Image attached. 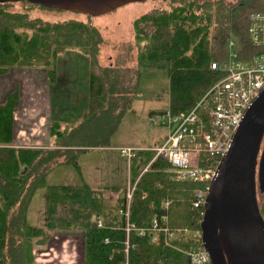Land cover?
<instances>
[{"label": "trees", "instance_id": "obj_1", "mask_svg": "<svg viewBox=\"0 0 264 264\" xmlns=\"http://www.w3.org/2000/svg\"><path fill=\"white\" fill-rule=\"evenodd\" d=\"M179 1L169 10H152L133 20L138 52L131 85L124 83L116 67L97 64L101 37L94 26L77 20L48 22L29 18L26 13L8 10L12 2L0 4V74L13 67H40L53 84L60 55L68 48L80 47L88 55L89 90V108L82 120L65 128L51 123L50 134L58 147L52 149L12 146V114L19 90H11L0 102V264H34V245L44 243L49 230L73 229L83 231L84 264H121L125 233L118 210L125 204V192L111 204L100 188L86 182L48 185L44 226L28 223L27 210L49 171L64 164L76 165L75 159L85 148L108 145L122 111L137 92L142 70H165L170 84L168 106L178 111L189 108L222 76L210 69V62L226 57L230 38L236 42L238 58L243 61L264 52L263 47L252 46L247 32L250 14L264 13V0ZM152 155L148 149L136 153L131 161V182ZM168 166L161 158L151 164L152 169ZM196 186L164 171L144 172L130 199V220L138 226L149 223L163 212L161 201L170 199L169 227L200 229L202 209L194 207L191 198ZM259 209L264 219V199ZM92 214L103 219L104 227L92 225ZM105 238L108 242H104ZM129 239L135 244L128 253L131 264H190L182 252L161 242L151 243L148 236L131 235Z\"/></svg>", "mask_w": 264, "mask_h": 264}, {"label": "built area", "instance_id": "obj_2", "mask_svg": "<svg viewBox=\"0 0 264 264\" xmlns=\"http://www.w3.org/2000/svg\"><path fill=\"white\" fill-rule=\"evenodd\" d=\"M247 32L252 46L264 48V13L250 14ZM227 49L224 59L210 62V69L220 72L222 76L189 108L174 111L167 106L154 113L153 124L167 127V133L161 142L148 148L153 155L134 182L130 180L131 161L139 150L145 149L128 145L115 148L129 168L125 204L118 210L125 233L121 264H131L128 253L135 247L130 242L131 235L148 236L151 243L161 242L177 249L190 264H213L204 248L199 229L169 227L167 211L170 199L161 201L163 212L147 224L136 225L130 220L129 213L130 199L139 177L144 172L159 170L169 173L176 180L198 184L193 188L191 198L194 207L201 208L200 215H203L208 184L216 175L220 159L226 153L246 110L264 89V52L243 61L238 58L236 42L232 38L227 41ZM157 158L165 160L169 166L152 169L151 164ZM91 222L94 227H104L103 219L96 214H92ZM104 242H108V239L105 238Z\"/></svg>", "mask_w": 264, "mask_h": 264}, {"label": "rangeland", "instance_id": "obj_3", "mask_svg": "<svg viewBox=\"0 0 264 264\" xmlns=\"http://www.w3.org/2000/svg\"><path fill=\"white\" fill-rule=\"evenodd\" d=\"M178 2L180 1L146 0L132 2L96 17L80 12L31 6L24 1L12 2L7 9L12 12H23L29 18H40L48 22L77 20L94 26L101 37V42L98 43L96 50L97 64L101 67H116V72L122 77L124 83L131 85L138 52L132 27L133 20L152 10H169ZM83 51L85 52V49L80 47L68 48L64 54L60 55L57 63V80L54 82V86L62 91L64 105L66 102L69 108L74 107L76 95H79V90L86 86L88 55ZM169 85V78L165 70L159 68L142 70L136 83L137 92L131 98L128 107L122 111L120 122L108 140L109 146L104 147L105 149L90 147L78 155L75 159L76 165L73 163L64 164L49 171L44 178V185L35 190L30 200L27 212L29 223L39 226L42 224L40 218L43 215L44 224V196L48 185H79L82 182H87L91 187L100 189L103 187L104 190L101 193L113 204L115 199L126 191L129 172L126 160L119 155L115 147L131 145L148 149L159 143L161 138H165L167 127L154 125L152 117L155 110L164 105L168 106ZM76 113L78 112L74 113L73 121L78 119ZM159 138L160 141L158 142ZM263 143L264 135L261 146ZM81 173L84 178H82ZM263 199L264 194L258 192L259 207ZM62 213L66 215L64 207H62ZM73 230H77L82 241L80 246H77V243L72 245V249L75 251L74 257L81 259L84 254L83 231L81 229ZM192 230L195 231L196 229ZM34 246V264H41V250L44 246Z\"/></svg>", "mask_w": 264, "mask_h": 264}, {"label": "water", "instance_id": "obj_4", "mask_svg": "<svg viewBox=\"0 0 264 264\" xmlns=\"http://www.w3.org/2000/svg\"><path fill=\"white\" fill-rule=\"evenodd\" d=\"M27 1L48 9L100 16L146 0ZM264 89L246 110L208 184L201 240L213 264H264V219L257 193L264 191Z\"/></svg>", "mask_w": 264, "mask_h": 264}, {"label": "crops", "instance_id": "obj_5", "mask_svg": "<svg viewBox=\"0 0 264 264\" xmlns=\"http://www.w3.org/2000/svg\"><path fill=\"white\" fill-rule=\"evenodd\" d=\"M85 83V88L79 90V95H76L74 107L69 108L66 102L64 105L62 91L55 88V83L51 84L48 81L43 68L13 67L8 73L0 74V102L11 90L15 88L19 90V101L12 114V146L16 148H58L50 134L51 123L65 128L67 125H74L82 120L89 108L88 78ZM75 112H78L76 113L78 119L73 121ZM157 141L159 142L160 138ZM107 146L109 145L97 147L102 149ZM81 176L84 178L82 173ZM101 190L103 191L104 188L102 187ZM41 219L42 224L39 226H44L43 215ZM77 233V230H49L44 243L36 244V246H44L41 250V264H84L83 257L75 258V251L72 249L74 243H77V246L82 243L81 236Z\"/></svg>", "mask_w": 264, "mask_h": 264}]
</instances>
